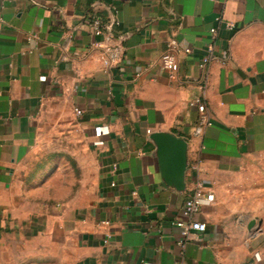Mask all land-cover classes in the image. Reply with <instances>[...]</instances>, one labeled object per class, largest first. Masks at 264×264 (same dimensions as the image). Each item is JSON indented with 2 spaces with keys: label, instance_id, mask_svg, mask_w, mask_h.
I'll list each match as a JSON object with an SVG mask.
<instances>
[{
  "label": "crops",
  "instance_id": "1",
  "mask_svg": "<svg viewBox=\"0 0 264 264\" xmlns=\"http://www.w3.org/2000/svg\"><path fill=\"white\" fill-rule=\"evenodd\" d=\"M93 18L123 48L110 68L92 47ZM211 27L210 125L197 134L189 102ZM172 38L170 76L159 63ZM155 131L187 142L182 192L163 182ZM261 175L264 0H0V264H171V222L198 182L215 199L183 264H264L252 208Z\"/></svg>",
  "mask_w": 264,
  "mask_h": 264
},
{
  "label": "built area",
  "instance_id": "2",
  "mask_svg": "<svg viewBox=\"0 0 264 264\" xmlns=\"http://www.w3.org/2000/svg\"><path fill=\"white\" fill-rule=\"evenodd\" d=\"M217 23L224 24L227 30H234L235 24L231 21H226L222 14H217L214 17ZM91 33L94 36H101V40H95L92 43V47L99 50V60L105 68H110L116 65L122 56L123 48L119 44L111 43V35L105 31V27L102 22L93 18L88 23ZM211 42L207 47L206 54L200 59L199 68L202 71L203 76L198 84V93L193 95L189 106L196 108L198 111V119L196 124V133L199 134L203 129L210 125V115L207 110V105L205 101V92L207 89V69L209 64L216 60V41H217V29L216 27H211L209 29ZM27 42L34 43L35 47L38 44V36L36 33L28 35ZM179 51L177 41L172 38L167 42V49L160 57V67L161 69L167 70L172 76L178 71V61L176 59V52ZM184 53H188L189 49H183ZM151 65H147L144 69H148ZM141 73L138 71L135 73V77H140ZM74 114L79 117L82 115V110L79 108L74 109ZM147 132H150L149 130ZM115 169V165L112 168ZM214 194L207 190L206 187L198 182L196 183L192 193L187 196L184 200L183 207L181 209L180 216L173 220L171 223L178 229V236L176 240V245L178 247V254L171 264H183L184 258V248L186 244L192 240H199L200 236L206 231L207 225L204 221L198 220L196 215L200 212L204 205H208L214 201ZM100 225H109L108 220H100ZM109 235L105 238V242L108 241ZM255 259L261 261L264 258L258 254H255Z\"/></svg>",
  "mask_w": 264,
  "mask_h": 264
},
{
  "label": "water",
  "instance_id": "3",
  "mask_svg": "<svg viewBox=\"0 0 264 264\" xmlns=\"http://www.w3.org/2000/svg\"><path fill=\"white\" fill-rule=\"evenodd\" d=\"M150 138L156 146V156L164 184L176 191H184L185 171L187 168V142L164 131H155ZM254 225L255 220H252L248 228L252 229Z\"/></svg>",
  "mask_w": 264,
  "mask_h": 264
},
{
  "label": "rangeland",
  "instance_id": "4",
  "mask_svg": "<svg viewBox=\"0 0 264 264\" xmlns=\"http://www.w3.org/2000/svg\"><path fill=\"white\" fill-rule=\"evenodd\" d=\"M261 176V179L258 178V180L253 183L252 208L253 213L261 220L258 229V239L264 246V177L263 175Z\"/></svg>",
  "mask_w": 264,
  "mask_h": 264
}]
</instances>
